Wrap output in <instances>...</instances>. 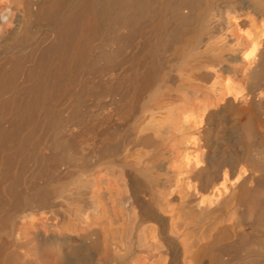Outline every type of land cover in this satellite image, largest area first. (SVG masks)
Listing matches in <instances>:
<instances>
[{"label": "bare ground", "instance_id": "bare-ground-1", "mask_svg": "<svg viewBox=\"0 0 264 264\" xmlns=\"http://www.w3.org/2000/svg\"><path fill=\"white\" fill-rule=\"evenodd\" d=\"M0 264H264V0H0Z\"/></svg>", "mask_w": 264, "mask_h": 264}]
</instances>
